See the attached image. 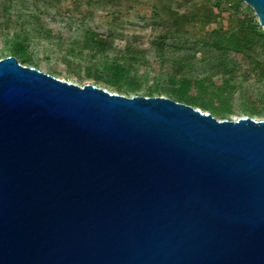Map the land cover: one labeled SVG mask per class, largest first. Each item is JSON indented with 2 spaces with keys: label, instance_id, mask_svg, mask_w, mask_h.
<instances>
[{
  "label": "water",
  "instance_id": "95a60500",
  "mask_svg": "<svg viewBox=\"0 0 264 264\" xmlns=\"http://www.w3.org/2000/svg\"><path fill=\"white\" fill-rule=\"evenodd\" d=\"M0 264H264V118L0 58Z\"/></svg>",
  "mask_w": 264,
  "mask_h": 264
},
{
  "label": "trees",
  "instance_id": "16d2710c",
  "mask_svg": "<svg viewBox=\"0 0 264 264\" xmlns=\"http://www.w3.org/2000/svg\"><path fill=\"white\" fill-rule=\"evenodd\" d=\"M33 1L58 14L77 15L81 24L98 8L109 7L111 15L120 13L123 6L127 10L135 5L149 8L153 18L150 45L161 59L160 68L142 78L138 65L143 57L138 46L130 40L117 42L112 29L100 32L88 28L74 41L77 48L67 50L68 56L87 61L83 69L80 65L71 68L79 78L78 71L84 70V77L103 82L120 94L132 96L143 90L145 96L164 95L223 119L236 101L237 90L230 81L249 76L261 87L240 92V108L249 115L264 113V30L252 8L241 0H183L179 5L174 0H124L122 6L111 0ZM3 10L7 11L5 5ZM9 25L7 21L0 24L8 55L23 65L37 67L26 28ZM116 48V53H108ZM62 63L71 67L69 58ZM48 72L57 74L51 68ZM216 79L222 80L220 85L215 84Z\"/></svg>",
  "mask_w": 264,
  "mask_h": 264
},
{
  "label": "rangeland",
  "instance_id": "374dc122",
  "mask_svg": "<svg viewBox=\"0 0 264 264\" xmlns=\"http://www.w3.org/2000/svg\"><path fill=\"white\" fill-rule=\"evenodd\" d=\"M116 6L124 5V0H111ZM183 0H174L176 4H182ZM4 5L7 11L3 10ZM67 5H69L67 3ZM87 7L82 8L81 12ZM109 9V7H108ZM107 9V10H108ZM107 10L98 8L92 16L85 17V23L81 24L76 19L77 15L68 16L67 12L58 14L53 9L45 7L41 2L33 0H13L9 3L7 0H0V24L8 22L10 27L18 28L23 26L28 31L31 40V51L38 66L36 68L53 75L48 69L57 71L54 76L82 85L85 83H94L98 86L114 91L113 88L107 86L103 82H96L85 76L84 70L78 71V75L71 73V68H77L78 65L84 68L87 64L85 59H78L67 55V50L73 46L77 48L74 42L82 38L86 29H96L100 32L107 29L114 30L117 42L124 40L132 41L141 51L142 61L138 65V71L142 78L150 76L154 71L160 68L161 59L153 47L150 45L152 37L153 18L147 6L135 5L131 9H124L120 13L114 12L111 15ZM110 10V9H109ZM113 16V17H112ZM112 18H115L112 21ZM261 27V26H260ZM262 28V27H261ZM12 38V35L9 36ZM119 46V45H118ZM116 49H110L109 54L116 53ZM9 54V49L4 44V37L0 35V58ZM71 60V67L63 64V60ZM221 79H216L215 84L220 85ZM237 90L235 93L236 101L233 108L224 117L227 119H235L241 116H251L254 118H264V113L249 115L248 112L240 108L238 96L240 92L256 91L261 86L247 76H237L230 81ZM140 90L138 95H143ZM219 118V116H216ZM220 119V118H219Z\"/></svg>",
  "mask_w": 264,
  "mask_h": 264
}]
</instances>
